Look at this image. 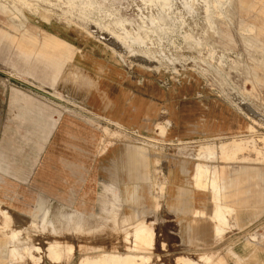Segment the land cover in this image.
Listing matches in <instances>:
<instances>
[{
  "label": "rangeland",
  "instance_id": "1",
  "mask_svg": "<svg viewBox=\"0 0 264 264\" xmlns=\"http://www.w3.org/2000/svg\"><path fill=\"white\" fill-rule=\"evenodd\" d=\"M139 223L147 264H264V0H0V264L124 257Z\"/></svg>",
  "mask_w": 264,
  "mask_h": 264
},
{
  "label": "bare ground",
  "instance_id": "2",
  "mask_svg": "<svg viewBox=\"0 0 264 264\" xmlns=\"http://www.w3.org/2000/svg\"><path fill=\"white\" fill-rule=\"evenodd\" d=\"M50 48L51 52L55 53L56 57H66L68 50L65 47L59 48L56 47L54 44H46L45 48ZM243 147L242 142L233 140L232 142L223 145L221 147V152L223 156L225 157H231L235 156L237 151H240ZM228 152H231L229 154ZM118 167L124 170L127 173V176L130 180H133V183L125 188V195H126V201L129 202V204L134 205V207H137L142 201H143V194L141 192V186L139 184L140 181L144 180L146 177V171L144 168H146V161L138 157L137 155H134V151H127L125 154H122L118 157ZM199 171L197 172L198 178L196 176V179L194 182H196L197 187H200L202 190L206 189V183L203 182V173L205 170L198 166ZM216 186V183H213V187ZM199 188V189H200ZM179 192L183 196V198L180 200V204L182 206V209L185 212L191 211L190 204L188 203L190 190L185 187H181L179 189ZM226 194H224L225 196ZM215 196L220 197L223 196L220 193H215ZM229 209L228 206H218L216 211L211 214L215 217H212L216 221L214 227H210L208 225H199L196 224L195 228L198 234H200L202 237H204L206 234L210 232L211 229V235L215 236V238L219 239L222 235L223 228L220 226V222H223L226 224V210ZM200 212H194V214H198ZM212 221V220H211ZM16 234L12 235H6L4 238V242L8 241L10 243H13V241L16 238ZM133 236H134V245L132 247L133 250L130 251L127 256H117L115 254H109L101 257L100 259H90V258H84L81 261V264H141L145 263V260H149V257H145L143 255H140V251L147 249L148 246L153 244V233L152 231L147 228L143 223L137 224L133 228ZM129 238L126 239L128 241ZM215 243V242H214ZM129 248V247H128ZM54 251V257L58 258L61 253L60 246H57ZM134 253V254H133ZM18 254V251L16 248L11 249L10 256L15 257ZM139 254V255H138ZM236 264H242L243 259L238 257ZM141 262V263H140ZM177 262L179 264H198L197 262L189 259V258H178ZM207 263L208 264H224L223 262L218 263L217 260H213L209 256L207 257ZM147 264V263H145Z\"/></svg>",
  "mask_w": 264,
  "mask_h": 264
}]
</instances>
